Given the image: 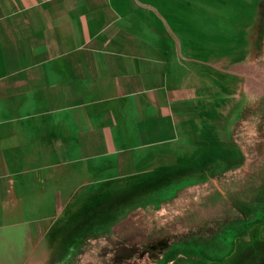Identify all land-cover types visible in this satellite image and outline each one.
<instances>
[{
	"label": "crops",
	"instance_id": "crops-1",
	"mask_svg": "<svg viewBox=\"0 0 264 264\" xmlns=\"http://www.w3.org/2000/svg\"><path fill=\"white\" fill-rule=\"evenodd\" d=\"M218 9L0 0V264H111L108 225L243 163L232 127L260 78L249 40L233 59L204 32Z\"/></svg>",
	"mask_w": 264,
	"mask_h": 264
},
{
	"label": "rangeland",
	"instance_id": "rangeland-1",
	"mask_svg": "<svg viewBox=\"0 0 264 264\" xmlns=\"http://www.w3.org/2000/svg\"><path fill=\"white\" fill-rule=\"evenodd\" d=\"M241 2L240 0H225L224 5L220 7L218 4H214L212 0H208V4L213 8L219 9L216 13V17H210L209 13L207 15L203 14L201 24H203L204 32H206V26L209 27L208 33H206L210 39L225 41V51H227V53L234 52L233 50L235 48H230V46L233 40L236 41L239 50L235 51L236 55H234L233 59L243 54L247 44L249 45L248 40L250 41V50H252L253 56L249 64L258 69L260 78L258 81L259 87L254 97L251 99V103H253L257 101L258 98L264 100V4L263 6L261 5L262 0L256 4V6L253 1L247 2V4ZM254 14L255 24L250 32V38L248 39L246 35ZM192 24L198 25L194 22H192ZM258 24H260V26L257 32L254 28ZM214 34L218 35V38L210 36ZM257 129H259L257 133L263 131V134L264 124H259ZM253 151L254 149L252 148L249 152L251 154L248 156L246 162L253 161L255 157L252 155L253 153L255 154ZM246 164L248 163H245V166H247ZM259 164L257 173L251 175L248 180L246 179L247 189L245 191L247 195L252 196V201L248 205V209H246L247 213L249 210V216L247 215V217L241 218L237 222H225V224H223L224 226H221V223L218 222V213H214L208 217L202 209L199 212V218L194 220L191 226L179 230L180 233H185L183 240L167 245L164 247L162 254L157 253L158 249L155 247L152 251H149L147 262L144 263L143 260L141 262L143 264H169L170 262H172V264H264V162L263 164ZM240 178H243V176ZM184 187L186 186H174V188L164 196H166L167 199L172 198L177 194V190ZM249 201L250 200L247 202ZM161 202L140 205V213H137V216L140 217H134L133 219L129 218L118 224V226H116L117 221L108 225L109 227L106 229L107 233L104 234L102 241H106L107 243H115L117 241L118 245L120 243L118 246V257H121V259L119 258L118 264H130L131 262L128 261L130 249L126 245H123V240L127 230L133 222L140 221L143 225L140 230L138 229L137 235L141 234L142 237L145 238L150 236L155 241H160L167 235L177 234V232L161 231L154 227V225L145 224V220H148L152 213L160 208L159 203ZM175 206H172V208H175ZM141 217L142 221L140 220ZM159 223H163L161 219ZM144 226H147L146 232L143 230ZM169 236L165 238H169ZM181 237L182 236H180L179 239ZM108 247L109 245H103L101 250L103 251L104 248ZM142 253L143 256L147 254L146 252Z\"/></svg>",
	"mask_w": 264,
	"mask_h": 264
},
{
	"label": "trees",
	"instance_id": "trees-1",
	"mask_svg": "<svg viewBox=\"0 0 264 264\" xmlns=\"http://www.w3.org/2000/svg\"><path fill=\"white\" fill-rule=\"evenodd\" d=\"M263 4L264 0L261 2L262 6ZM259 26L260 24L254 28L257 32ZM241 115L232 127L231 139L234 145H238L242 149L243 163L223 171V173L213 175L212 178L216 180V186L211 180H208L177 190V194L159 203L160 208L155 210L148 220H145V224L154 225L161 231L177 232L176 235L171 234V237L167 235L169 238L164 236V239L160 241H155L150 236L145 238L141 234L137 235L138 229L140 230L143 226L142 222H134L126 233V239L123 240V245L130 249V253H128L130 264H143L142 260L146 263L149 258V251H152L155 247L158 249L157 253L162 254L164 247L183 240L185 233H180L179 230L191 226L192 222L199 218V212L202 209L208 217L218 213V222L221 223V226H224L225 222H237L241 218L249 216V210L247 213L246 209L252 201V196L247 195L245 191L247 189L246 179L248 180L251 175L257 173L259 163L263 164L264 162V133L262 134L263 131L257 133L259 130L257 129L258 125L264 124V100L258 98L257 101L247 105ZM252 148L255 152L252 155L255 157L253 161L246 162ZM244 162L248 163L247 166ZM240 175L243 178H240ZM248 200L250 201L247 202ZM172 206H175V208H172ZM160 219L163 223H159ZM140 220L142 221V217ZM143 230L146 232L147 226H144ZM180 236L182 237L179 239ZM103 245H109V247L104 248L102 251L101 247ZM103 245L99 248L98 255L106 256V254H109L112 258L109 259V262L118 264L119 258L121 259V257H118L120 243L118 245L116 241L115 243L108 242ZM142 252L147 254L143 256Z\"/></svg>",
	"mask_w": 264,
	"mask_h": 264
},
{
	"label": "flooded vegetation",
	"instance_id": "flooded-vegetation-1",
	"mask_svg": "<svg viewBox=\"0 0 264 264\" xmlns=\"http://www.w3.org/2000/svg\"><path fill=\"white\" fill-rule=\"evenodd\" d=\"M129 228H130V227H129ZM128 230H129V229H128ZM128 230H127V231H128ZM126 233H127V232H126ZM139 235H140V234H139ZM124 239H126V236H125V238H124ZM173 263H174V262H173ZM169 264H172V262H170Z\"/></svg>",
	"mask_w": 264,
	"mask_h": 264
}]
</instances>
